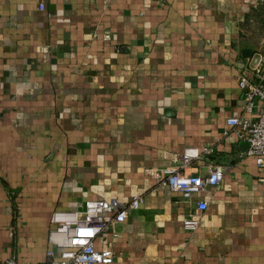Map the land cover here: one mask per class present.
<instances>
[{
    "label": "crops",
    "instance_id": "crops-1",
    "mask_svg": "<svg viewBox=\"0 0 264 264\" xmlns=\"http://www.w3.org/2000/svg\"><path fill=\"white\" fill-rule=\"evenodd\" d=\"M255 1L0 0V263L48 264L55 211L140 196L95 242L111 264H264V172L226 125L257 117L237 82L264 58ZM186 147L211 149L186 173L224 169L189 202L146 174Z\"/></svg>",
    "mask_w": 264,
    "mask_h": 264
},
{
    "label": "built area",
    "instance_id": "built-area-1",
    "mask_svg": "<svg viewBox=\"0 0 264 264\" xmlns=\"http://www.w3.org/2000/svg\"><path fill=\"white\" fill-rule=\"evenodd\" d=\"M164 3L166 0H143ZM257 2V0L255 1ZM264 5V0H262ZM42 10V5L39 6ZM109 40L108 35L103 36ZM238 87L245 101L244 112H256V119L243 116L229 117L226 125L233 129L238 139L248 143L244 153L252 157L256 167L264 172V58L256 54L248 63V71L238 77ZM211 149L186 147L181 155L179 167L148 169L146 174L169 191L177 192L185 202H189L194 194L206 191L208 187L217 186L223 179L224 169L214 165L206 176L185 172L194 160L201 155H208ZM264 185V177L260 179ZM143 200L133 197L130 202L123 203L111 200H87L82 208L73 211H55L51 214V228L48 233L49 249L46 252L48 264H111L114 255L109 249L97 250L95 242L99 239H114L118 236L117 226L124 223L130 210L137 209ZM197 211H205L207 203L198 201ZM199 226V216L189 214L183 220L182 227L187 232H194ZM10 237L13 228H8ZM0 264H18L14 256H10ZM28 264V263H26Z\"/></svg>",
    "mask_w": 264,
    "mask_h": 264
},
{
    "label": "water",
    "instance_id": "water-1",
    "mask_svg": "<svg viewBox=\"0 0 264 264\" xmlns=\"http://www.w3.org/2000/svg\"><path fill=\"white\" fill-rule=\"evenodd\" d=\"M245 146H247L248 147V143H246V145Z\"/></svg>",
    "mask_w": 264,
    "mask_h": 264
}]
</instances>
